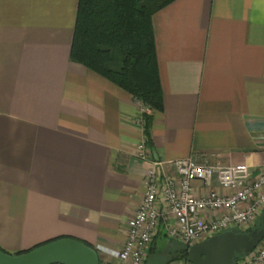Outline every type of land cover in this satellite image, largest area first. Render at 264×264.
Here are the masks:
<instances>
[{"label": "crops", "instance_id": "obj_1", "mask_svg": "<svg viewBox=\"0 0 264 264\" xmlns=\"http://www.w3.org/2000/svg\"><path fill=\"white\" fill-rule=\"evenodd\" d=\"M78 7L0 0V249L9 254L62 237L121 248L153 161L166 173L186 157L264 168V0H174L154 13L163 107L149 111L150 138L136 122L141 102L72 59ZM148 248L150 264L177 249L164 224Z\"/></svg>", "mask_w": 264, "mask_h": 264}, {"label": "built area", "instance_id": "obj_2", "mask_svg": "<svg viewBox=\"0 0 264 264\" xmlns=\"http://www.w3.org/2000/svg\"><path fill=\"white\" fill-rule=\"evenodd\" d=\"M145 112L142 108L136 119L141 127ZM137 155L147 157V138L137 146ZM172 163L174 171L166 173L153 161L145 178V196L128 221L124 245L119 249L99 245L96 251L105 254L101 264H144L162 224L168 238L189 245L227 230L253 229L264 209V168L255 174L247 164L191 157ZM241 264H264V239Z\"/></svg>", "mask_w": 264, "mask_h": 264}, {"label": "trees", "instance_id": "obj_3", "mask_svg": "<svg viewBox=\"0 0 264 264\" xmlns=\"http://www.w3.org/2000/svg\"><path fill=\"white\" fill-rule=\"evenodd\" d=\"M173 1L79 0L72 59L129 92L145 108L162 110L163 93L152 18L155 12ZM145 114L144 128L150 138L152 115ZM182 255L188 258V249H184ZM240 255L245 254H238L236 261Z\"/></svg>", "mask_w": 264, "mask_h": 264}, {"label": "water", "instance_id": "obj_4", "mask_svg": "<svg viewBox=\"0 0 264 264\" xmlns=\"http://www.w3.org/2000/svg\"><path fill=\"white\" fill-rule=\"evenodd\" d=\"M264 239L261 227L248 231L227 230L192 244L188 261L192 264H235L238 254H249ZM0 264H101L95 248L73 237H62L21 254L0 249Z\"/></svg>", "mask_w": 264, "mask_h": 264}, {"label": "rangeland", "instance_id": "obj_5", "mask_svg": "<svg viewBox=\"0 0 264 264\" xmlns=\"http://www.w3.org/2000/svg\"><path fill=\"white\" fill-rule=\"evenodd\" d=\"M145 109H146V112L145 113L148 112V114H149L150 113L149 111L151 109L149 107H146ZM144 119H145V117H144ZM144 126H145V124H144ZM263 218H264V209L262 210L261 216L259 217V220L256 222V224L254 225L253 228H256V227L261 226L262 223H263ZM169 241L172 242V243H174L176 245L177 249L176 250L173 249L170 252V256H167L166 259L165 258H162L161 256H158L157 257L158 262H156V264H186L187 262L189 263L188 258H185L182 255V251L184 249H189V247L191 245H189L183 239H170L169 238ZM153 242H154V240L149 245V247L152 246ZM150 254H151V252H147V256H146V259H145L144 264H150V261H149ZM246 255L247 254L238 256V263L239 264L244 263V259H246Z\"/></svg>", "mask_w": 264, "mask_h": 264}]
</instances>
